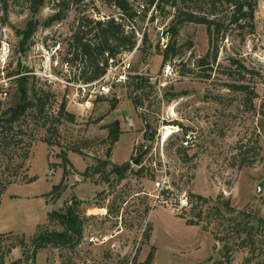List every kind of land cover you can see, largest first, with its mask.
Instances as JSON below:
<instances>
[{
  "label": "rangeland",
  "instance_id": "rangeland-1",
  "mask_svg": "<svg viewBox=\"0 0 264 264\" xmlns=\"http://www.w3.org/2000/svg\"><path fill=\"white\" fill-rule=\"evenodd\" d=\"M60 1L46 0L34 13L26 0H0V40L11 48L5 74L22 63V72L36 76L33 89L54 96L51 112L58 114L65 102L75 116L74 122L64 117L54 124L31 115L23 125L25 140L34 136V143L26 171L1 200L2 264H144L151 252L152 264H251V249L233 228L235 218L253 219L256 228L262 224L258 235L264 237V0H255V33L243 39L235 28L226 34L216 62L206 26L186 23L176 37L170 33L167 45H174L177 57L164 66L161 43L176 24V12L155 5L142 10L134 21L142 44L129 58L132 75L150 79L140 107L126 83L102 82L108 93L88 88L81 96L76 83L67 84L73 73L79 74L76 66L65 73L50 64L46 52L56 42L62 49L59 60L67 56L81 13L96 20L121 19L119 10L100 0H83L72 5L64 21L43 26ZM149 1L133 4L138 10L148 8ZM197 1L201 9L195 11L206 14L209 0ZM216 13L223 19L231 10L222 3ZM21 32L30 35L23 49ZM205 57L209 66L198 67ZM3 86L9 97L0 113L17 99L14 82ZM115 121L122 134L108 157L107 127ZM147 125L153 128L152 141L144 139ZM63 154L70 164H64ZM101 159L130 163L132 171L121 179L112 175L109 182L103 178L110 168L86 174ZM16 162L0 160V177ZM33 177L37 181L30 182ZM63 178L61 189L54 191ZM72 205L83 222V237L74 246L49 245L33 255L37 236L64 230L51 214H63ZM92 238L108 241L92 243Z\"/></svg>",
  "mask_w": 264,
  "mask_h": 264
},
{
  "label": "trees",
  "instance_id": "trees-1",
  "mask_svg": "<svg viewBox=\"0 0 264 264\" xmlns=\"http://www.w3.org/2000/svg\"><path fill=\"white\" fill-rule=\"evenodd\" d=\"M31 4V9L34 13L44 6L46 0H26ZM83 0H61L58 4V8L44 23L43 26L49 28L56 23L64 21L68 12L71 10L72 5L80 4ZM103 4L119 10L121 19L118 20L111 17L107 20H96L85 14L81 13L78 21L76 22V28L72 33L69 41L68 54L64 61L70 64V69L76 66L79 74L73 73L72 78L68 80L69 83H82L92 84L100 81L107 73L109 67V60L117 58L122 54L132 53L137 49L138 39L134 32H127V24L124 23L125 19L134 22L138 18L137 9L133 2L136 0H100ZM150 6L145 9L149 11L154 5L157 8L168 7L172 8L176 12L175 26L169 31L173 37H176L179 33V27L186 23H193L197 25H203L207 28L211 49H213V62L217 61L219 55V40L223 39L226 34L234 31L235 28L241 30L240 35L245 39L247 34L255 33V17H256V2L255 0H209V11L206 14L199 13L195 10L201 9L198 6L197 0H150ZM208 3V2H207ZM225 3L231 10V13L227 14L225 18H217L218 5ZM23 35V41L21 43L22 49L26 46L30 35L28 32H21ZM163 65L165 66L170 59L177 57V51L174 45L169 44L166 51L163 54ZM236 63V61H234ZM209 66L208 57L202 58L198 62V67L207 68ZM22 63H19L14 72H6L5 79H10L9 82H14L17 85V99L12 106L5 108L0 113V160L9 159L10 163L17 161L14 165H8L4 168L7 172L6 179L3 176L0 177V204L3 195L7 191L8 187L14 183V180L23 176L27 168V162L31 157L32 141L34 143V136H31L29 142L25 140L26 134H24L22 128L25 122L33 116H40L46 118L47 122L59 123L61 118H67L68 121L74 122L75 116L66 110V103H62L59 106L58 114H53L52 110V98L54 96L50 92H43L42 90L35 91L33 89V79L36 76L31 71L22 72ZM70 75V74H69ZM205 77H209L208 75ZM3 80V76L0 71V82ZM150 83V79L145 78L142 75H130L126 84L130 86L135 94L133 101L140 107L143 105L144 99L141 97L143 88ZM1 87V86H0ZM236 90H245L248 87L235 86ZM1 89V88H0ZM9 97V89H8ZM8 99V98H7ZM6 101V100H5ZM5 101H0V105H3ZM109 129V151L108 157L111 156L112 147L119 142L122 128L119 121H115L110 124ZM51 144L50 140H47ZM76 153L81 154L79 150H75ZM64 164H70L65 154L61 155ZM131 164L125 163L123 165H117L111 162V160H97L95 168L89 167L86 174L96 175L102 171L101 168L108 169L110 172L103 179L109 182L112 175L118 178H122L126 173L131 170ZM143 168L140 169L142 172ZM66 175V170L65 173ZM65 178V176H64ZM64 178L61 184L54 187V191H59L64 184ZM4 179V180H3ZM38 178L33 177L30 182L37 181ZM204 204L209 202L208 199L202 196H192ZM76 205V204H75ZM225 208L229 209V202L224 203ZM217 211L219 209L217 208ZM221 213V212H220ZM245 218L249 219L246 215ZM51 219L56 220L64 230L62 232H44L35 238L33 255H37L38 250L49 245L56 247H69L83 237V222L79 216L75 206H70L66 212L59 214L54 212L51 214ZM235 227L233 228L234 234L238 238L243 239V244L251 249L252 258L248 260V263L264 264V260L260 259L264 256V239L263 236L258 235L259 229L262 224H258V229L253 226V219L249 222L243 220L234 219ZM232 222V221H231ZM190 225H196V222L189 221ZM244 237V238H243ZM24 244V240H22ZM260 259V260H259ZM154 261V252H151L144 262V264H152ZM3 263V256L0 254V264ZM22 261H17L14 264H21Z\"/></svg>",
  "mask_w": 264,
  "mask_h": 264
},
{
  "label": "built area",
  "instance_id": "built-area-1",
  "mask_svg": "<svg viewBox=\"0 0 264 264\" xmlns=\"http://www.w3.org/2000/svg\"><path fill=\"white\" fill-rule=\"evenodd\" d=\"M154 9H156V6L154 7ZM142 10H145V7L143 5L141 6L140 9L137 10L138 17L141 15ZM127 21H128V25L126 27V31L135 33L138 39V46L136 50H138L139 46L142 44L143 34H141L136 29L134 22H131L130 20H127ZM170 35H171L170 32H168L166 33V36L162 39V43H161L162 48L167 49L168 39ZM61 51H62L61 44L59 42H56L52 44L50 50L47 51L46 54L47 56H49L48 59L51 65L53 64L54 67L56 68L60 67L62 71L67 73L69 72L70 64L64 60L62 62L59 60V54L61 53ZM132 53L122 54L118 56L117 58L110 59L107 73L100 81H97L92 84H87V85L82 84V83L77 84V87L83 91L81 92L82 94L81 96H84L86 94V89L88 88H93L94 90H97V88L100 87V92H99L100 95H102L103 93H108L109 88L106 87L105 85L101 86L102 82H107L111 80L112 83L117 86L124 85L127 82L129 76L132 75L131 65L129 64V58ZM10 55H11V48H10L9 43L6 40H0V71L3 76V80L0 82V86H1L0 87L1 88L0 89V101H5L8 98V90L4 89L3 84H6L8 81H10V79L8 80L5 79V69L8 66ZM67 84L74 85L73 83H69L68 81H67ZM94 93L95 91L92 94ZM78 97H80V95H78ZM99 241L101 243H104L108 241V238H102L101 240L96 239V238L91 239L92 243H96Z\"/></svg>",
  "mask_w": 264,
  "mask_h": 264
},
{
  "label": "water",
  "instance_id": "water-1",
  "mask_svg": "<svg viewBox=\"0 0 264 264\" xmlns=\"http://www.w3.org/2000/svg\"><path fill=\"white\" fill-rule=\"evenodd\" d=\"M144 139L146 141H152L153 140V128L150 125H147V132L144 136ZM142 156H139L138 159L135 160V165L139 166L141 164ZM258 193H261V187L258 189Z\"/></svg>",
  "mask_w": 264,
  "mask_h": 264
}]
</instances>
